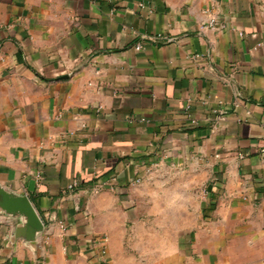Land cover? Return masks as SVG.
Here are the masks:
<instances>
[{"label": "crops", "instance_id": "crops-1", "mask_svg": "<svg viewBox=\"0 0 264 264\" xmlns=\"http://www.w3.org/2000/svg\"><path fill=\"white\" fill-rule=\"evenodd\" d=\"M263 150L264 0H0V264H264Z\"/></svg>", "mask_w": 264, "mask_h": 264}, {"label": "water", "instance_id": "water-1", "mask_svg": "<svg viewBox=\"0 0 264 264\" xmlns=\"http://www.w3.org/2000/svg\"><path fill=\"white\" fill-rule=\"evenodd\" d=\"M0 208L11 214L24 215L27 218V226L32 237L43 229V224L26 196H16L4 190H0Z\"/></svg>", "mask_w": 264, "mask_h": 264}, {"label": "rangeland", "instance_id": "rangeland-1", "mask_svg": "<svg viewBox=\"0 0 264 264\" xmlns=\"http://www.w3.org/2000/svg\"><path fill=\"white\" fill-rule=\"evenodd\" d=\"M199 192L200 194H204L205 193V187L202 186L199 188ZM155 235H151V239L153 241ZM167 235H164V241L166 239ZM146 244L144 245V243L141 242V240L139 239L136 243L132 244H126L125 246V251H123L125 253L124 256H126L127 258H122L121 263L120 264H126V263H130L131 260L133 262H136V264H143L145 262L144 257H145V253L148 252V250H144ZM98 255L99 257H101L102 260V264H113L110 261V258H107V254H108V250L105 247H102L99 249L98 251ZM143 262V263H142ZM134 264V263H133Z\"/></svg>", "mask_w": 264, "mask_h": 264}, {"label": "built area", "instance_id": "built-area-1", "mask_svg": "<svg viewBox=\"0 0 264 264\" xmlns=\"http://www.w3.org/2000/svg\"><path fill=\"white\" fill-rule=\"evenodd\" d=\"M148 40L151 41V42H153V43H160V42H163V43H171L172 42V39L165 38V37H163V35H157V36H154V37H150ZM136 49L137 50H141L142 49V45L139 43L136 46ZM263 152H264V150H263ZM115 180H116L115 178L112 179V181H115ZM106 183L105 182H98V184L96 186L97 190H101V189L105 188V184ZM75 187H76V185H71L69 187V190H72ZM63 231L64 232L66 231V228L65 227L63 228ZM104 248H105V246H104Z\"/></svg>", "mask_w": 264, "mask_h": 264}]
</instances>
